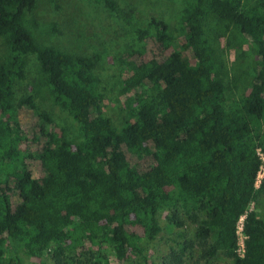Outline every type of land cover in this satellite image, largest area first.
Segmentation results:
<instances>
[{"label": "trees", "instance_id": "obj_1", "mask_svg": "<svg viewBox=\"0 0 264 264\" xmlns=\"http://www.w3.org/2000/svg\"><path fill=\"white\" fill-rule=\"evenodd\" d=\"M34 1L0 0L8 47L0 62V264H21L17 249L36 259L46 255L51 264L71 252L88 254L83 264H106L100 254L106 248L122 260L139 252L140 238L158 233L159 209H169L178 226L174 211L187 216L204 258L221 251L231 259L226 264H264V221L248 207L264 189V171L255 185L264 168L255 128L264 109V0H186L181 39L154 17L137 28L139 41L154 51L146 54L143 45L125 62L121 84L132 95L119 128L99 111L93 58L38 47L21 24ZM98 1L117 11L113 0ZM210 15L246 35L256 54L247 92L227 108L205 34ZM27 52L36 53L53 99L79 124V144L58 134L31 96L12 106ZM21 111L32 121L25 129ZM28 162L37 163L41 177ZM185 246L171 248L161 264H181Z\"/></svg>", "mask_w": 264, "mask_h": 264}, {"label": "rangeland", "instance_id": "obj_2", "mask_svg": "<svg viewBox=\"0 0 264 264\" xmlns=\"http://www.w3.org/2000/svg\"><path fill=\"white\" fill-rule=\"evenodd\" d=\"M117 11H112L98 0H35L33 5L24 10L21 24L28 30L34 43L41 48L62 51L67 54L91 56L94 60L93 72L97 77L99 111L107 117L114 128H119L126 115V102L132 91H124L122 80L127 70L125 62L134 60L136 50L143 48L151 54L154 47L148 42L139 41L137 28H143L151 18L161 19L167 24L168 31L181 39L179 19L186 0H113ZM261 0H243L245 5H255ZM205 34L213 49L215 69L213 76L223 88V105L225 108L237 101L248 90L255 70L256 54L249 38L238 31L232 24L221 21L215 16H208L205 23ZM8 57L5 36L0 35V62ZM25 75L16 81L11 90L10 102L14 107L17 102L31 96L39 110L50 117L53 129L67 138L72 145L79 144L82 136L79 124L62 108L49 91L44 74L40 71L35 52L24 55ZM264 108V107H263ZM22 128L30 126L32 121L20 113ZM25 120V121H24ZM256 130L264 144V109L257 120ZM24 143H21V149ZM262 155V153H260ZM130 162L134 157L127 154ZM35 177H41L36 162H28ZM264 168L258 171L255 185L258 186ZM249 209L256 212L264 221V189L249 203ZM176 218L182 222L176 225L167 216L169 209H159L157 220L160 227L153 239L140 238L139 252L128 253L122 260H117L113 252L106 248L100 252L106 264H161L162 259L177 244H186L181 257V264H226L230 258L221 251L204 258L202 245L193 235V225L180 210H175ZM241 218V219H240ZM237 221V245L239 250L243 239ZM189 244V245H187ZM89 249V247H86ZM10 249V248H9ZM94 252V248H90ZM21 264H51L48 256L38 259L30 257L20 249L15 250ZM74 255V256H73ZM85 257L75 252L62 257L56 264H76L86 261Z\"/></svg>", "mask_w": 264, "mask_h": 264}, {"label": "built area", "instance_id": "obj_3", "mask_svg": "<svg viewBox=\"0 0 264 264\" xmlns=\"http://www.w3.org/2000/svg\"><path fill=\"white\" fill-rule=\"evenodd\" d=\"M240 219H241V218H240ZM239 223H240V224H239V225H240V226H239V229L241 230V222H240V220H239ZM239 250H240L241 253H242V251H243V244H242V242H241V244H240V248H239ZM241 253H240V254H241Z\"/></svg>", "mask_w": 264, "mask_h": 264}]
</instances>
